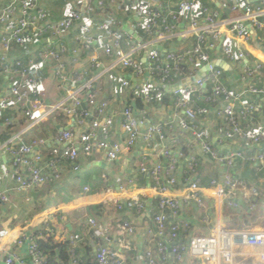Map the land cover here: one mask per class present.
Listing matches in <instances>:
<instances>
[{"label": "built area", "instance_id": "built-area-1", "mask_svg": "<svg viewBox=\"0 0 264 264\" xmlns=\"http://www.w3.org/2000/svg\"><path fill=\"white\" fill-rule=\"evenodd\" d=\"M71 1L72 6L67 9L61 20L46 19L44 31L49 32L52 37L81 25V34L85 37L81 44L82 48H90L95 41L105 54L113 57L112 64L94 78L87 79L82 73L75 78L67 77L65 72L67 60L53 48H45L41 52V57L30 60L27 66L21 65L19 61H9L8 53L16 46L25 47L34 43L29 38V33L39 29L38 23L40 20H45V13L38 10L37 16L31 15V10L35 8V3L31 0H8L0 10L2 50L0 65L2 72L8 78L4 85L0 84V110H20L29 126L38 125L59 114L71 121V127L53 136L54 144L48 159L44 158L41 151V146L45 143L44 139L35 138L30 142H24L22 133L16 132L0 143V153L10 158V165L6 166L5 171L12 172L17 191L29 193L58 179L60 177L56 165L58 159H68L76 163L80 154L91 156L104 151L107 160L112 162L119 159L123 151L128 152L133 149L138 151L137 154L141 158L138 163L139 172L153 179L155 187L174 185L176 182V176L172 175L175 169L174 163L169 161L163 168L159 162L153 160V157L155 154L169 157L171 148L165 141L167 135L165 128L171 130L175 121L181 129L201 144L204 153L216 158V153L206 141L205 131L196 123L197 117L207 112L203 106L197 108L192 106V98L197 96H203L205 101L219 105L214 110L219 117L224 118L225 137L232 144L239 140L259 143L264 137V125L244 128L240 124V121L251 119L259 111L260 105L245 102L241 103L240 107H236L238 96L223 85L221 81L223 70L210 64L211 57L206 50V47L213 49L219 45L227 61L241 64L246 78H258L263 63L250 60L240 47H233L230 39H222L223 35L219 29L226 24L229 31L243 41H249L250 33L244 29L243 22H249L255 28L264 30V20H261L264 17V0L257 5L245 6L240 17L229 20H218L216 13L207 6L198 4L197 0L181 1L175 10L168 13L161 12L158 6L159 0L131 3L129 8L135 10L139 18V26L148 33L158 31L154 42L174 36L175 24L182 16L187 19L188 33L195 39L193 46L179 51L171 49L165 55H159L157 51L152 50L145 62L136 58L135 51L145 50L149 45L155 46L153 41H144L128 50H123L120 36L109 29L108 23L95 24L91 16L94 10L102 5L103 0ZM81 2L87 4L82 12L77 6ZM231 9L236 10L237 5L233 4ZM96 29L109 31L111 40H108V43H104L102 37L93 40L92 33ZM188 33H183L181 36L186 38ZM261 40L264 42V36ZM53 59L56 62L54 72L58 78V87H66L67 90L60 100L50 103L45 100L40 81L35 74L44 68L46 61ZM206 66L208 71L203 76L171 92L173 114L168 120L158 119L149 123L145 119L144 111H139V114L135 115L127 103L116 106L110 100L100 98L98 91L92 88V85L98 82V77L117 67L131 71V76L135 79L134 84L121 79V89H127L133 95H139L138 91H142L141 97L146 103L152 99L161 101L166 87L184 77L194 75ZM207 87H211V92L203 94ZM248 91L261 95L264 94V86L258 87L253 83L249 85ZM180 111L183 115L179 113ZM117 115L122 118L121 130L124 133L121 141L113 137V124ZM13 121L14 119L7 117L4 125ZM61 144L65 146L61 148ZM233 158H243V155L239 151H230L217 159L229 164ZM247 159L251 161L257 159L264 164V149L256 157H247ZM77 168L78 166L75 165L74 169ZM163 180L166 184H163ZM137 182V177H130L127 181L121 180L118 189L123 190L127 185L136 186ZM198 183L199 181H195L192 186L196 187ZM211 184L219 194H223L227 189L247 188L243 181L228 175H224L220 180H212ZM84 190L88 192L89 187H84ZM249 193L254 195L256 190L252 188ZM10 200V192L0 190V203L5 204ZM243 200L249 210L255 209L258 205L248 197ZM132 203L135 208H142L141 201L133 200ZM226 204L234 208L238 206V201L228 199ZM124 206V202L116 203L118 210L123 209ZM156 206L158 212L149 217V223L145 228L148 238L143 260L146 264H186L187 251L203 256L216 255L220 264H242V261L251 258L246 249L255 250L257 264H264V224L258 227L231 229L218 227L211 235L194 236L189 238L188 242H183L181 239L183 223L178 219L179 200L172 196H160L157 198ZM86 224L87 231H93L95 234L105 230L104 227V230L100 229L102 223L92 217L87 219ZM118 229L122 234L130 237H135L137 234V228L131 219H121ZM51 231L46 227L31 233L28 238L21 236L13 240V249L9 248L6 253V263H24V259L16 249L26 243L30 264H49L36 241L42 237V232ZM81 238L82 235L79 233L67 238L70 252L68 264H79L80 258L76 253V247ZM94 257L96 264H125L121 250L109 243L100 244L96 248Z\"/></svg>", "mask_w": 264, "mask_h": 264}, {"label": "crops", "instance_id": "crops-1", "mask_svg": "<svg viewBox=\"0 0 264 264\" xmlns=\"http://www.w3.org/2000/svg\"><path fill=\"white\" fill-rule=\"evenodd\" d=\"M8 0H0V10ZM35 8L31 15L37 16L38 10L45 13V20H40L38 30L29 33V38L34 41L25 47L16 46L8 53L9 61H19L21 65L27 66L30 60L41 57L45 48H53L59 51L67 60L65 72L67 77L75 78L82 73L85 78L90 79L101 74L113 62V57L103 52L94 41L90 48L81 46L85 37L81 34V25L72 29L62 31L60 34L50 37V33L44 31L46 19L59 21L72 6L71 0H31ZM181 1L185 0H159L158 6L162 13L175 10ZM261 0H197L201 6H207L216 13L218 20H229L242 15L243 9L248 5H257ZM146 2V0H103L100 7L91 15L95 24L108 23L109 29L120 36L121 48L128 50L144 41H153L155 46H148L145 50L135 51V56L141 61H146L150 51L155 50L159 55L171 49L183 50L194 45L195 39L188 33V22L185 16L180 17L175 24V35L162 41L157 39L158 31L151 33L139 26V18L135 10H131V3ZM233 4L237 9H231ZM82 12L87 4H77ZM243 27L250 33V40L243 41L239 36L229 31L226 24L220 27L222 39H230L233 47H240L252 61H261L263 68L258 78H246L243 68L239 62L227 61L219 45L216 48L206 47L207 52L214 59H222L228 63L224 68L221 81L223 85L238 96L236 107L241 103L254 102L260 105V109L251 119L240 121L244 128L264 125V94L257 95L248 91L250 84L258 87L264 86V42L261 40L260 30L249 22H243ZM1 29V26H0ZM183 33H188L186 38ZM264 33V30H263ZM109 31L96 29L92 33L93 40L102 37L104 43L111 40ZM222 41V40H221ZM220 44V42H218ZM2 50L0 48V54ZM55 60H48L42 70L35 75L40 81V88L47 102L53 103L60 100L66 93V87H58V78L55 75ZM193 67V66H192ZM191 67V68H192ZM194 68V67H193ZM203 69V68H201ZM200 69V70H201ZM129 70L114 67L104 75L98 77V82L92 85L98 91L102 99L110 100L114 105L121 106L127 103L131 106L135 115L139 111L145 112L147 122L158 119L168 120L173 114L171 92L164 90L161 101L150 100L144 102L142 91L139 95H133L127 89H121L120 80L125 79L130 84L135 83ZM8 80L1 70L0 84ZM203 94H209L211 87H207ZM131 96V97H130ZM140 99L143 107L135 106V99ZM194 108L203 106L206 108L204 115H199L196 123L206 133V141L216 153V158L204 153L201 144L188 132L181 129L176 121L170 130L166 131V142L171 148L169 157L155 154L153 160L159 162L163 168L169 161L175 165L173 171L176 182L172 186L155 187L153 179L139 172L138 163L141 158L137 150L123 151L120 158L109 162L104 151L87 156L80 154L76 163L68 159L56 160L60 177L48 182L42 188L29 193L19 192L15 189L16 182L12 172L5 171L10 165V158L0 153V190H8L11 200L8 203H0V264H7L6 253L12 250L13 240L18 237H29L36 230L48 227L52 231L53 242H68L67 238L75 233L82 235L76 247V253L83 264H88L94 259L96 248L102 243H109L121 250L125 264H146L143 260L144 247L148 238L145 228L149 223V217L158 212L156 206L157 198L160 196H172L179 200L180 207L178 219L183 223L182 241L188 242L194 236H208L215 232L218 227L243 228L258 227L264 224V164L257 159L248 160L247 157H256L264 149V137L259 143L248 141H237L232 144L225 137V121L219 117L215 110L218 104L205 101L203 96L192 98ZM175 110V107H174ZM7 110H0V137L5 135L4 121L10 116ZM181 115L183 113L179 112ZM11 114V113H9ZM13 120V118H11ZM28 121L22 119L21 124L16 125V132H21L24 142L32 139H44L41 151L45 159L50 157V149L54 144L53 136L62 130L71 127L70 119L63 115H57L43 121L42 123L29 126ZM122 118L117 115L113 124V137L119 140L123 137L121 130ZM7 133V132H6ZM11 134V135H12ZM10 135V136H11ZM0 139V143H2ZM246 142V143H244ZM61 144L60 147H64ZM230 151H239L243 158H233L231 163L224 164L217 158L222 157ZM78 168L75 170L74 166ZM224 175L237 178L246 184V189H227L219 194L211 184L212 180H220ZM130 177H137L136 186H126L119 190L118 184L121 180L127 181ZM199 181L196 187L192 184ZM163 184L166 181L163 180ZM84 187H89L85 191ZM254 188L256 193L250 194ZM248 197L250 201L258 205L249 210L243 200ZM238 201V206L231 208L227 200ZM133 200L141 201L142 208H135ZM124 202L123 209L118 210L117 202ZM126 208V209H125ZM233 213L230 215L229 213ZM257 216L252 220V215ZM89 217L102 223L100 229L105 228L100 234L87 231L86 221ZM121 219H131L137 228L135 237L122 234L118 229ZM247 221L249 225L243 223ZM69 246V243H68ZM16 252L24 259V263L14 262L11 264H30L31 260L27 253L26 243L16 249ZM250 259L242 261V264H257L255 250L246 249ZM59 257H55L54 264H63ZM186 264H220L216 255L203 256L195 252L187 251L185 255ZM90 264V263H89ZM239 264V263H238Z\"/></svg>", "mask_w": 264, "mask_h": 264}, {"label": "trees", "instance_id": "trees-1", "mask_svg": "<svg viewBox=\"0 0 264 264\" xmlns=\"http://www.w3.org/2000/svg\"><path fill=\"white\" fill-rule=\"evenodd\" d=\"M261 20H264V17L261 18ZM261 35H263V29L260 30ZM264 36V35H263ZM131 97V96H130ZM135 106L138 108H142V102L140 99H135ZM6 113L10 116V118H13L14 121L13 123H9L7 125L4 126L5 128V135H2L0 137L1 141H5L7 140L10 135L16 131V125L21 124L22 119H24V116L20 113L19 111H6ZM11 113V114H9ZM61 115V114H59ZM57 116V115H55ZM1 120V119H0ZM230 215H232L233 213H229ZM252 220H256L257 216L255 214H253L252 216ZM244 225H249V223L247 221H245L243 223ZM38 232V230H37ZM41 238L37 239L36 243L38 248L41 250L42 254L45 256L46 261L49 264H54V259L55 257H59L60 259H62V261L64 262L63 264H68L69 260H70V252H69V247H68V242H53L51 240V233H46V232H42L41 233ZM90 264H96L95 261V257L94 259H90L89 261ZM88 263V264H89ZM79 264H83V261L80 260Z\"/></svg>", "mask_w": 264, "mask_h": 264}, {"label": "water", "instance_id": "water-1", "mask_svg": "<svg viewBox=\"0 0 264 264\" xmlns=\"http://www.w3.org/2000/svg\"><path fill=\"white\" fill-rule=\"evenodd\" d=\"M210 64L213 67H226L228 65V63L222 59H214L210 62ZM208 71V66L204 67L203 69L199 70L197 73H195L194 75H190L187 77L182 78L181 80L171 84L169 87H166L165 90L172 92L178 88L184 87L185 85L195 81L196 79L200 78L201 76H203L206 72Z\"/></svg>", "mask_w": 264, "mask_h": 264}]
</instances>
